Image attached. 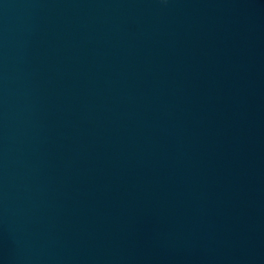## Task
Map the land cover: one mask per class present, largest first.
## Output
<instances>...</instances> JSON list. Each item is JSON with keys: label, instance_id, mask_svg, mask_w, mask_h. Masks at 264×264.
I'll return each instance as SVG.
<instances>
[{"label": "water", "instance_id": "95a60500", "mask_svg": "<svg viewBox=\"0 0 264 264\" xmlns=\"http://www.w3.org/2000/svg\"><path fill=\"white\" fill-rule=\"evenodd\" d=\"M0 264H264V0H0Z\"/></svg>", "mask_w": 264, "mask_h": 264}]
</instances>
